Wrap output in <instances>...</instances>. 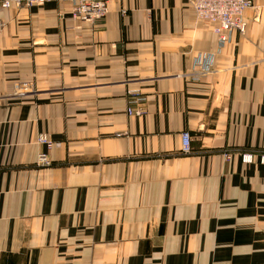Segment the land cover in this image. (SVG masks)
Returning a JSON list of instances; mask_svg holds the SVG:
<instances>
[{"label": "crops", "instance_id": "1", "mask_svg": "<svg viewBox=\"0 0 264 264\" xmlns=\"http://www.w3.org/2000/svg\"><path fill=\"white\" fill-rule=\"evenodd\" d=\"M68 8L3 12L0 264H264L263 16L219 44L185 0Z\"/></svg>", "mask_w": 264, "mask_h": 264}, {"label": "built area", "instance_id": "2", "mask_svg": "<svg viewBox=\"0 0 264 264\" xmlns=\"http://www.w3.org/2000/svg\"><path fill=\"white\" fill-rule=\"evenodd\" d=\"M54 0H0L1 8L9 7H32L43 5ZM67 2L70 6V15L73 19L86 21L90 24L100 23L107 12L109 0H61ZM193 10L197 18L208 21L213 24V31L219 44L225 43L234 32L244 34L247 27L245 11L252 7L251 0H185ZM194 59L192 79L198 78V72H207L211 65V60H207L205 55ZM128 115H140L143 113V98L129 94ZM134 105V106H133ZM38 142L45 144L48 148L52 147L53 142L44 134L38 137ZM190 149V135L187 131L181 134V150L186 153ZM38 162L42 165H48L50 162L45 154L38 156Z\"/></svg>", "mask_w": 264, "mask_h": 264}, {"label": "rangeland", "instance_id": "3", "mask_svg": "<svg viewBox=\"0 0 264 264\" xmlns=\"http://www.w3.org/2000/svg\"><path fill=\"white\" fill-rule=\"evenodd\" d=\"M252 2V7H253V11L257 12L259 15H262L263 16V22L262 24L264 25V0H251ZM51 3H55V4H64L66 6V4L68 5V9L66 11L70 12V6L68 3L64 2V1H61V0H54V1H51ZM66 3V4H65ZM47 4V3H46ZM46 4H43V5H35L33 6L34 8H40V9H43L44 6ZM25 7L24 6H19V7H9V8H1L0 7V30H3L5 28V25H6V22H7V19L5 18V16L3 15V12L4 11H7V10H14L15 13H18L19 11H21L22 9H24ZM35 10V9H34ZM33 11V10H32ZM26 12V11H24ZM30 11H28L29 13ZM253 12V13H255ZM23 13V12H22ZM107 13V12H106ZM15 15V14H14ZM213 25V24H212ZM212 30H213V26H212ZM214 32V31H213ZM215 34V33H214ZM36 40V39H35ZM26 41V40H25ZM34 40H31L30 41V45L26 46V48H30V49H34V47L36 46L34 43H33ZM34 46V47H33ZM14 91L13 93L15 95H23L25 93H29V92H33L37 89L35 83L33 81L29 82V81H21V82H17L15 84V87L13 88Z\"/></svg>", "mask_w": 264, "mask_h": 264}, {"label": "bare ground", "instance_id": "4", "mask_svg": "<svg viewBox=\"0 0 264 264\" xmlns=\"http://www.w3.org/2000/svg\"><path fill=\"white\" fill-rule=\"evenodd\" d=\"M80 21V20H79ZM238 33V32H237ZM49 160V159H48ZM39 163V162H38Z\"/></svg>", "mask_w": 264, "mask_h": 264}]
</instances>
